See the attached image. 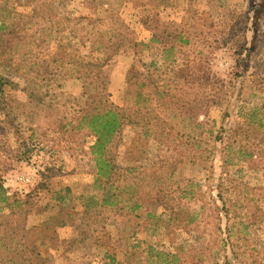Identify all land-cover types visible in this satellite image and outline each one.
<instances>
[{"label": "rangeland", "instance_id": "374dc122", "mask_svg": "<svg viewBox=\"0 0 264 264\" xmlns=\"http://www.w3.org/2000/svg\"><path fill=\"white\" fill-rule=\"evenodd\" d=\"M81 17L95 23L93 35ZM2 22L22 39L16 58L0 61V75L17 86L7 97L22 108L18 135L0 117V185L10 202H20L8 208L0 201V264H155L149 252L213 264V251L220 264L225 254L233 264H264V0H0ZM108 38L125 46L91 92L103 90L126 107L142 82L147 100L130 101L136 123L115 141L114 162L120 173L130 171L127 183L139 182V169L159 168L149 183L174 191L173 203L191 186L197 197L181 204L198 215L195 224L167 225L161 206L133 211L137 199L126 193L114 209L100 207L95 137L78 129L87 105L80 80L41 70L40 106L21 91L40 74L27 68L59 46L103 58L104 50L82 43L98 47ZM22 154L27 159L17 161ZM173 163L178 178L168 180ZM33 173L38 182L28 194L8 195L7 176ZM50 218L59 220L47 235Z\"/></svg>", "mask_w": 264, "mask_h": 264}, {"label": "trees", "instance_id": "16d2710c", "mask_svg": "<svg viewBox=\"0 0 264 264\" xmlns=\"http://www.w3.org/2000/svg\"><path fill=\"white\" fill-rule=\"evenodd\" d=\"M253 3V1H252ZM106 15L111 12H105ZM261 12H256V20L258 19ZM195 21V20H194ZM82 27L85 31L86 36L93 35L94 33V22H88L87 19L81 17ZM88 27L90 30L88 31ZM153 41L158 42L159 38H151ZM21 38L19 37V33H17L16 28L13 25H7V23L0 24V61L5 58H16L17 54L20 53L21 48ZM163 45H165L164 51H167L166 44L161 41ZM89 43L96 51H105L108 53L107 56H103V58H90L87 56H76L74 54H70L67 52L68 46H59L58 51L50 52L47 56L39 60L36 64L29 66L27 69L32 72L40 73L41 70H44L46 74L51 76H58L63 80L67 79H78L82 82L84 87V94L87 96V105L81 111V116L79 118L78 129L84 127L88 130L94 137L95 143L91 148V157L94 163V167L96 169V184L98 185L101 195H100V207L104 209H114L112 207L116 206L120 201V197L123 194H131L136 198V202L132 208L133 211H138L139 209H148L152 206L159 207L161 206L164 210L163 216L168 215L167 225L173 223L177 225L181 223L182 225H192L198 221V215L195 213H191L185 207H182L181 201L184 199L192 200L194 197H197V194L190 196L192 192L191 186L184 190L179 191V196H177L175 203L174 202V191L171 192L166 189L167 187L163 186H154L149 183L150 177H147L150 174L155 173L159 168H153L149 173L144 172L139 169V178L136 183H130V179L127 183L126 175L130 173V171L125 173L126 170H123L120 173V168L114 162V153L113 148L115 145V141L123 131V128L126 125H130L136 122H132L129 116L128 108L130 101L132 99H137V105H141L143 102H147L144 98L145 94L142 92V84L137 89V91H133L131 93L128 92V96L131 98L128 100L126 107H118L111 100L108 94L104 93L103 90H98L95 93L91 92V88L96 82L101 81V76L103 73V69L105 65L112 59V57L120 51L122 47L125 46V42H113L111 38H108L106 42H100L98 47L93 44V41H86L82 44L85 46ZM142 45V43H139ZM139 44L137 42L133 43L134 48L136 49ZM170 49H173L171 47ZM42 77H47L40 73L38 75V80L32 79L24 88H22V92L26 93L28 96L29 102H34L36 100L37 105L43 104L44 100L40 96L39 88L41 86L39 79ZM17 87L13 82L5 80L0 75V117L3 120L7 119V123L14 128V134H19V129L16 126V119H18V114L16 110H20L22 108L20 103L18 102L17 107L13 100H9L7 97L6 89L8 87ZM136 86H138L136 84ZM130 87L133 88V85L130 84ZM135 88V87H134ZM165 93V92H162ZM160 91H158V95ZM136 95V96H135ZM168 97L170 94H166ZM129 98V97H128ZM142 102V103H141ZM136 105V106H137ZM138 106L136 110L133 112L137 115L139 114ZM133 107V106H132ZM134 109V107H133ZM132 117H135L132 114ZM139 119V118H138ZM138 123V122H137ZM198 125H195L197 127ZM6 134V130L0 131V136ZM24 154L18 158L17 161L22 162ZM171 168H165L167 171V179L174 180L177 177V168H174V163L170 165ZM144 181V183H142ZM122 182L121 186L116 188L115 183ZM135 185V188L131 191L130 189ZM113 187L115 188V192H112ZM184 187V188H185ZM112 200V201H111ZM114 200V202H113ZM0 201L4 202L8 208H13V204H20L18 200L10 202L9 198L5 196V191L0 185ZM185 205V204H184ZM96 211V210H93ZM116 211V210H110ZM118 211L123 212L124 207H119ZM91 213V210L85 211V214ZM161 215V216H162ZM4 218L5 216H1ZM156 217L152 213H148V218ZM56 221L58 219L50 218L46 222H44L47 235L48 226L51 221ZM66 222H61V225H64ZM153 223V222H152ZM155 225H158L155 223ZM1 226V222H0ZM151 251V250H150ZM38 254V252L33 251ZM214 252V251H213ZM212 252V263L220 264L219 256L217 252ZM148 255L151 257H155V264H179L182 260L180 253H165V252H155L154 254L149 252ZM223 264H233L228 255L221 256Z\"/></svg>", "mask_w": 264, "mask_h": 264}, {"label": "built area", "instance_id": "2783aa9c", "mask_svg": "<svg viewBox=\"0 0 264 264\" xmlns=\"http://www.w3.org/2000/svg\"><path fill=\"white\" fill-rule=\"evenodd\" d=\"M37 177L33 174H14L7 176L4 180V187L8 195L19 193L20 195L28 194L30 187L37 183Z\"/></svg>", "mask_w": 264, "mask_h": 264}]
</instances>
